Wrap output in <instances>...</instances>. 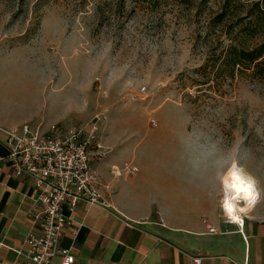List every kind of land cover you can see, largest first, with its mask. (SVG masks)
<instances>
[{"label": "rangeland", "instance_id": "374dc122", "mask_svg": "<svg viewBox=\"0 0 264 264\" xmlns=\"http://www.w3.org/2000/svg\"><path fill=\"white\" fill-rule=\"evenodd\" d=\"M249 2L217 23L222 0H0V59L17 60L3 91L19 98L30 85L36 109L44 100L43 115H62L63 128L100 115L96 135L132 145L138 176L177 173L179 161L175 187L186 189L189 159L235 157L263 187L264 64L207 83L198 71Z\"/></svg>", "mask_w": 264, "mask_h": 264}, {"label": "crops", "instance_id": "0c3cea01", "mask_svg": "<svg viewBox=\"0 0 264 264\" xmlns=\"http://www.w3.org/2000/svg\"><path fill=\"white\" fill-rule=\"evenodd\" d=\"M12 54L0 59V264H25L24 237L41 233V221L32 219L38 191L30 177L14 174L3 129L21 130L23 125L32 131L67 128L59 126L65 119L62 115H43L44 100L36 109L30 85L19 98L3 91L7 61H17L10 59ZM46 81L44 88L50 83ZM60 87L52 85L51 90L56 93ZM122 138L106 132L102 141L112 150L103 160L91 162L98 171L97 188L109 206L80 202L73 212L63 207L69 220L59 246L70 248L71 264H193L196 256L200 264H264V186L254 173L250 174L259 181L261 198L244 217L240 231L236 223L226 222L220 207L227 158L200 155L189 159L185 179L190 186L186 189L175 187L180 179L179 161L174 166L177 173L113 178L110 166L131 161L134 148ZM60 262L59 256L54 257V264Z\"/></svg>", "mask_w": 264, "mask_h": 264}, {"label": "built area", "instance_id": "2783aa9c", "mask_svg": "<svg viewBox=\"0 0 264 264\" xmlns=\"http://www.w3.org/2000/svg\"><path fill=\"white\" fill-rule=\"evenodd\" d=\"M100 120L97 114L86 125L65 130L51 126L48 131H32L27 125L21 130L17 127L3 129L14 174L30 177L38 191L37 210L32 219L41 221V233L24 237L27 250L21 255L25 264H54L56 256L61 258L60 264H71L74 255L70 248L59 246L62 230L69 220L63 207L73 212L80 202L103 208L109 206L97 188L98 171L91 164L103 160L112 150L96 135ZM152 123L156 124L154 120ZM109 172L113 178H118L137 173L138 167L127 161L110 166ZM237 225L241 231L243 222ZM209 230L215 229L210 227ZM193 264H200L199 256L193 258Z\"/></svg>", "mask_w": 264, "mask_h": 264}, {"label": "trees", "instance_id": "16d2710c", "mask_svg": "<svg viewBox=\"0 0 264 264\" xmlns=\"http://www.w3.org/2000/svg\"><path fill=\"white\" fill-rule=\"evenodd\" d=\"M240 0H222L219 13L215 16L217 23H222L231 16L232 4ZM225 30L228 43L218 54L212 56L211 62H205L198 68L202 77L210 82L214 78H234L237 73L251 70L261 71L264 64V0H250L242 16L228 23ZM238 27V28H237Z\"/></svg>", "mask_w": 264, "mask_h": 264}, {"label": "clouds", "instance_id": "9594fccd", "mask_svg": "<svg viewBox=\"0 0 264 264\" xmlns=\"http://www.w3.org/2000/svg\"><path fill=\"white\" fill-rule=\"evenodd\" d=\"M222 179L220 207L228 223H242L261 198L259 181L233 157Z\"/></svg>", "mask_w": 264, "mask_h": 264}]
</instances>
